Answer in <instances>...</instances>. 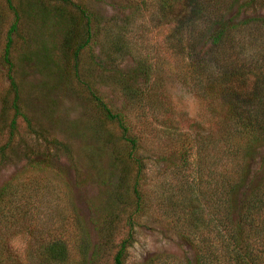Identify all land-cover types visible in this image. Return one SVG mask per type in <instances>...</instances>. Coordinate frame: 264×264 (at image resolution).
I'll use <instances>...</instances> for the list:
<instances>
[{
  "label": "rangeland",
  "instance_id": "1",
  "mask_svg": "<svg viewBox=\"0 0 264 264\" xmlns=\"http://www.w3.org/2000/svg\"><path fill=\"white\" fill-rule=\"evenodd\" d=\"M9 1L14 12L0 0V56L5 34L13 30L11 71L0 60V190H7L11 207L4 202L0 209V243L11 247L16 264H41L34 254L39 244L61 239L76 252L84 228L87 240L99 245L95 264H111L128 232L132 240L122 264L193 258L215 220L228 214L224 201L234 195L224 185L230 176L244 175L239 194L259 184L264 170V141L229 159L225 107L209 111V98L181 76L180 58L208 60L205 38L190 57L182 47L201 32L200 17L192 26L187 20L183 26L157 24L156 0H140L147 8L137 13H131L137 0ZM82 13L92 31L84 46ZM229 16L234 22L264 18V0H238ZM256 28L239 25L225 40L236 48L231 59L243 68L264 64L262 35L250 34ZM171 32L172 41L182 38L178 54L167 47ZM141 59L150 65L147 82H157L155 89L135 70L134 60ZM83 77L103 103L124 112L138 137V177L118 128L94 106ZM137 89L147 96L131 104L127 96ZM180 138L189 142L183 153ZM135 176L143 202L139 213L132 212ZM200 209L202 221H187Z\"/></svg>",
  "mask_w": 264,
  "mask_h": 264
},
{
  "label": "trees",
  "instance_id": "2",
  "mask_svg": "<svg viewBox=\"0 0 264 264\" xmlns=\"http://www.w3.org/2000/svg\"><path fill=\"white\" fill-rule=\"evenodd\" d=\"M7 1V7L14 12L10 1ZM128 1V0H127ZM238 0H156L154 4V17L157 24H169L174 22L176 25L183 26L186 20L191 22V26L195 17H200V23H203V28L198 35L191 36L185 46H182L189 52L196 50V43L202 41L204 38L209 44L203 51L206 59H197L186 61L180 58L183 66L181 74L183 80H191L197 91L200 92V97L209 98L208 110L216 113L217 106L225 107V124L226 131L225 141L231 144L227 145L226 150L229 159L237 156L240 149L249 151L259 143L264 141V64L262 66H254L252 63L241 67L235 60H232V53L236 48L227 47L226 39L236 30L239 25H253L258 28L254 29L250 34L255 38L259 37L257 32L261 33V38L264 40V18L249 17L244 18L238 22H234V17H224ZM145 2V0H144ZM137 0L131 8V13H137L143 6L147 8L146 4ZM82 15H84L82 13ZM86 30L85 38L83 39V46L86 45L92 37L90 34V19L89 15H84ZM196 19V18H195ZM156 24V23H155ZM156 24V25H157ZM252 28V27H250ZM254 28V27H253ZM195 30V28L191 29ZM11 30L9 29L5 34V43L2 48L0 56L1 63L7 66V70L11 71L12 66L9 59V52L11 50ZM94 33V32H93ZM169 34L167 47L176 51L180 50L181 46H176L177 43L182 45V38H176L172 41L174 34ZM208 39V41H207ZM205 41V40H204ZM195 58V57H194ZM208 61V62H206ZM137 67L135 70L142 73L144 76V84H148L151 74L147 72L150 70V65L144 59L134 60ZM76 76V75H75ZM77 77V76H76ZM84 78V77H83ZM258 78L261 82H259ZM84 78V84L87 85L89 95L91 96L94 106L100 108V112L104 119L112 124H115L120 132V139L124 143L126 149V156L136 165V176L141 170L139 158L137 157L138 137L132 134L130 123L125 120L124 112L117 111L106 105L101 99L96 96ZM151 83V81H150ZM157 82L153 81L149 85V89L153 88ZM246 86H248L246 88ZM242 88L247 89V93L242 92ZM155 89V87H154ZM147 94L139 89L128 94V102L136 103L134 100L142 99ZM147 98V97H146ZM149 102V100H148ZM224 102V103H223ZM130 104V105H131ZM245 109L247 111H245ZM218 112V111H217ZM129 113V112H128ZM191 141V140H190ZM179 153L185 151L184 147L189 145V142L180 138L178 140ZM187 145V146H186ZM183 150V151H182ZM117 159V157H116ZM264 168V167H263ZM259 184H255L249 190H241L237 193V189L241 186V180L244 178L231 177L225 183L224 187L227 192L233 197L225 200L226 210L228 214H222L223 219H216V223L211 226L212 235L208 238L201 239V246L199 250H195L193 258H186L183 264H264V170L261 171ZM233 175V173H232ZM132 181L130 191L135 199L133 205L134 211L139 213L141 211L142 197L137 189V177ZM221 179H224L223 177ZM224 181V180H223ZM233 181H238V184ZM8 197L7 190H0V209L10 206V201H6ZM5 202V204H4ZM209 208V199L204 201ZM215 207L218 206L216 201L210 200ZM209 213L218 215L215 209H208ZM9 209V208H7ZM224 210V213L226 212ZM233 210L234 221L231 222V213ZM5 211V210H4ZM197 211V210H196ZM6 212V211H5ZM197 214L191 215L187 219L189 222L202 221V209L198 210ZM196 215V217H195ZM202 217V216H201ZM217 218V217H216ZM230 218V220H229ZM201 219V220H200ZM186 220V219H185ZM110 225V222L108 223ZM107 224V226H108ZM190 224V223H189ZM132 224H129V226ZM191 225V224H190ZM80 243L76 244L74 248L76 252L68 248L67 243L61 239H51L45 243L39 244L34 254L41 264H95L96 258L99 254V245L97 242L90 243L87 239V231L81 229ZM40 238L37 240L39 241ZM131 233L123 238L117 245L116 251L112 255L111 264H122L126 248L131 245ZM75 254L78 259H73ZM17 256L12 252L11 247L5 243H0V264H16Z\"/></svg>",
  "mask_w": 264,
  "mask_h": 264
}]
</instances>
